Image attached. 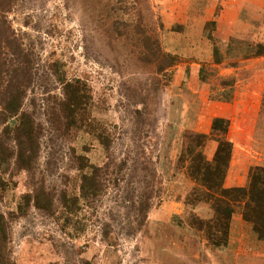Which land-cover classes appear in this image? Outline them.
<instances>
[{"label":"rangeland","instance_id":"1","mask_svg":"<svg viewBox=\"0 0 264 264\" xmlns=\"http://www.w3.org/2000/svg\"><path fill=\"white\" fill-rule=\"evenodd\" d=\"M12 1L7 20L33 50L39 70L59 61L68 79L86 85L91 126L59 137L45 123L40 88L29 96L28 105L31 97L38 100L36 119L45 130L38 161L30 172L15 173V188L0 209L15 211L22 194L43 187L55 214L32 206L14 221L13 263L264 264V240L241 224L238 212L224 247L206 241L194 218L209 219L212 212L206 204L185 203L193 184L177 164L184 132L209 129L205 99H229L227 135L248 152L237 156V169L248 170V180L250 169L264 165V96L255 94L264 86V55L253 57L254 46L264 45V0ZM143 34L151 48L158 40L180 64L159 73L157 64L144 62ZM39 80L35 86L42 82L60 94L56 83ZM103 131L114 159L107 189L99 200L82 203L80 213L64 216L59 194L78 193L75 155L106 168L96 138ZM142 204L149 210L139 229Z\"/></svg>","mask_w":264,"mask_h":264},{"label":"trees","instance_id":"2","mask_svg":"<svg viewBox=\"0 0 264 264\" xmlns=\"http://www.w3.org/2000/svg\"><path fill=\"white\" fill-rule=\"evenodd\" d=\"M12 2L0 0V202L15 188V173L19 170L30 172L38 161L45 130L36 119L38 100L31 97L30 104H27L30 95L36 96V88L41 90L40 103L45 123L56 135L67 138L73 129L89 130L91 127L85 117L90 100L86 85L79 79H68L64 65L59 61L49 63L45 71L39 70L33 50L25 47L7 20ZM143 37L146 56L142 60L157 64V72L172 70L180 64L181 58L165 54L158 40L154 41L155 48H151L149 38L144 34ZM254 50L253 57L264 55V45L257 44ZM213 55L215 64H220L222 60L217 49L213 50ZM201 78V81L205 80ZM39 79L56 83L60 94L42 87V82L41 87L35 86ZM227 133L228 121L223 119L212 121L210 135L184 132L177 161L179 168L184 169L193 184L185 203L190 206L206 204L212 212L209 219L195 217L193 225H197V230L205 234L206 241L214 248L227 244L230 223L236 212L250 226L255 239L264 240V168L250 169L244 187L225 188L233 150V144L226 137ZM96 138L105 149L106 168L90 164L85 156L75 155L76 168L80 174L78 193L70 195L62 191L59 194L64 216L80 213L82 203L89 205L99 200L107 189V169L110 164L114 165L111 141L104 131L98 132ZM211 140L216 142L217 148L209 161L204 155V149ZM32 206L55 214L53 197L43 191V187L22 194L15 211L4 213L0 209V264H14L10 248L12 225L15 220L25 217ZM148 210L149 204L141 205L139 229L144 225ZM108 234L105 230V239Z\"/></svg>","mask_w":264,"mask_h":264},{"label":"crops","instance_id":"3","mask_svg":"<svg viewBox=\"0 0 264 264\" xmlns=\"http://www.w3.org/2000/svg\"><path fill=\"white\" fill-rule=\"evenodd\" d=\"M235 87H236V84H235ZM187 92H191L192 94H194L196 91H194V89L193 90L190 89V91H187ZM255 94L256 95L262 94L264 96V86H259V88L255 92ZM249 96H250V94H249ZM250 98L252 99V97H250ZM260 99H261V97H260ZM230 101L231 100H223V101L216 100V102H215V101L205 99V104H207V112H205V113H206V115H210V121H211L210 125H209V129L208 130H195V129L190 128L191 129L190 131L200 133V134H204V135H210L211 125H212L211 123L214 119L227 120L226 119V115H227L226 109L230 108L229 107ZM216 108H219L218 111ZM226 137L233 144V150H232L231 160H230L229 168H228L227 175L225 178L224 186H225V188L244 187L247 183V172H248V170L247 171L245 170L242 173L241 165H239V169H237L236 166H237L238 162H236V160H237V156H239V154H242V153L245 154L247 151L245 150L244 147L240 146L238 143L231 140L228 135ZM216 148H217L216 142H214L212 140L207 142V144L205 146V150H204V155H205L207 160H209V161L212 160L214 153L216 151ZM256 167L264 168V165L257 164ZM239 220L241 221V224L243 225V221L241 220V218Z\"/></svg>","mask_w":264,"mask_h":264}]
</instances>
